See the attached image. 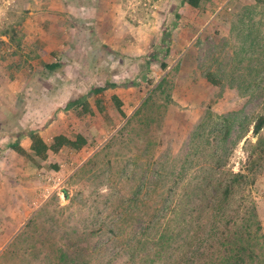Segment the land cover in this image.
I'll return each mask as SVG.
<instances>
[{"label": "rangeland", "instance_id": "obj_1", "mask_svg": "<svg viewBox=\"0 0 264 264\" xmlns=\"http://www.w3.org/2000/svg\"><path fill=\"white\" fill-rule=\"evenodd\" d=\"M60 61V70L47 67ZM209 71L221 84L207 81ZM95 85H109L107 111L91 96L93 114L80 113L81 105L66 109ZM262 112L264 0H201L198 7L185 0H0V154L23 129L38 128L48 142L58 133L89 139L81 150L52 154L30 178L21 177L15 150L3 152L0 264L58 263L59 248L77 235L101 249L92 264H133L127 252L116 253L110 224L120 219L125 234L141 232L146 197L135 199L139 209L124 207L140 177L159 175L158 195L176 186L177 172L218 157L227 169H244ZM217 116L231 125L223 140ZM21 143L30 148L31 140ZM261 169L251 190L264 227Z\"/></svg>", "mask_w": 264, "mask_h": 264}, {"label": "trees", "instance_id": "obj_2", "mask_svg": "<svg viewBox=\"0 0 264 264\" xmlns=\"http://www.w3.org/2000/svg\"><path fill=\"white\" fill-rule=\"evenodd\" d=\"M200 1L185 0L193 7H198ZM63 65L60 61L48 63L47 67L56 71ZM166 67L167 64L163 62L162 68ZM205 76L210 84H221L222 80L214 72L209 71ZM109 85L92 86L87 94L70 99L65 105L66 109L81 105L80 113L93 114L94 108L88 101L91 96L95 108L104 113L109 108L106 96ZM113 99L118 111L125 115L121 99L117 95ZM217 118L224 121L221 139H226L231 133L229 119L224 116ZM204 126L202 122L199 128ZM263 129L264 112L254 122L253 134L258 139L249 148L244 169L239 171L227 169V163L218 157L211 165L205 161L200 167L199 163L192 173L184 170L177 172L174 174L176 186L158 195L155 179L159 175L148 179V182L143 176L140 177L132 192V199L127 201L128 207H124L127 210L134 207L139 209L140 203L135 199L143 195L146 197L148 219L142 224L141 232L132 235L123 232L125 229L122 230L120 219L111 222L113 237L119 243L116 253L127 252L133 264H264V227L251 190L264 166V137L259 136ZM15 135L17 140L10 144L11 148L25 162L30 161L38 168L52 154H61L66 147L81 150L89 144L88 137L83 133H77L74 137L58 133L51 142L42 136L38 128L23 129ZM22 137L30 138L31 151L21 145ZM52 167L58 169L59 165ZM65 194L69 197L67 190ZM102 227L103 223H99V228L85 230L83 235L96 233ZM81 238L82 235H77L73 243L66 244L67 249L59 248V264H92L93 255H98L101 249L85 246ZM103 264H111V261Z\"/></svg>", "mask_w": 264, "mask_h": 264}, {"label": "crops", "instance_id": "obj_3", "mask_svg": "<svg viewBox=\"0 0 264 264\" xmlns=\"http://www.w3.org/2000/svg\"><path fill=\"white\" fill-rule=\"evenodd\" d=\"M15 141V140H14ZM20 142H21V139H20ZM22 144V143H21ZM1 146V145H0ZM9 146H11L10 144H9ZM8 148H10V147H8ZM6 149L5 148V150H2V153L0 154V158L2 157V154H3V152L4 153H6V151L8 150H10V149ZM25 149H27L28 151H31L30 150V148H25ZM12 150V149H11ZM7 151V152H8ZM13 151V150H12ZM16 155V154H15ZM20 157H22V156H20L19 154L18 155H16V159H17V161H16V164L17 165H19L20 166V168L21 169H23V171H25L26 173H28V176L27 175H25V174H23L21 177H28V178H30L31 177V173H34L35 172V170H37V167H36V165H34L32 162H25L24 161V159H23V157L22 158H20ZM6 166H11V165H8V164H6ZM0 167H1V165H0ZM31 170H32V172H31ZM20 177V178H21ZM17 178H19V177H17ZM11 179V178H10ZM20 182H21V179H18ZM15 181V180H14ZM16 182V181H15ZM11 184H12V181L10 180V182H9V185L11 186ZM12 188L10 187L9 188V193L10 194H8V196L10 197V198H14V196H13V194H12V192L13 191H15V190H11ZM20 189V188H19ZM5 205H7L5 202L4 203H0V206H5Z\"/></svg>", "mask_w": 264, "mask_h": 264}]
</instances>
